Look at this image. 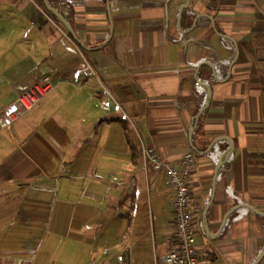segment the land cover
I'll use <instances>...</instances> for the list:
<instances>
[{"label":"crops","instance_id":"obj_1","mask_svg":"<svg viewBox=\"0 0 264 264\" xmlns=\"http://www.w3.org/2000/svg\"><path fill=\"white\" fill-rule=\"evenodd\" d=\"M46 1L83 47L43 1L0 0V85L59 87L0 126V264H158L173 193L149 148L192 153L201 264H264V0H189L180 19L188 0Z\"/></svg>","mask_w":264,"mask_h":264},{"label":"built area","instance_id":"obj_2","mask_svg":"<svg viewBox=\"0 0 264 264\" xmlns=\"http://www.w3.org/2000/svg\"><path fill=\"white\" fill-rule=\"evenodd\" d=\"M54 85L48 81L31 83L22 93L3 109L0 116V126L8 128L17 119L34 109L49 95ZM143 155L146 166L154 171L162 172L165 176L163 183L172 191L173 198L170 208L173 216L174 238L168 252L161 256L158 264H201L207 260L208 255L199 252L195 245L193 215L201 211V205L191 201L189 189V176L193 164L191 152L183 155L178 166L165 161L157 154L155 149H145ZM106 254V252H103ZM122 258L117 257L121 264Z\"/></svg>","mask_w":264,"mask_h":264},{"label":"water","instance_id":"obj_3","mask_svg":"<svg viewBox=\"0 0 264 264\" xmlns=\"http://www.w3.org/2000/svg\"><path fill=\"white\" fill-rule=\"evenodd\" d=\"M43 1V5L45 6V8L48 10V11H51V12H53V14L55 15V18H57L60 22H61V24L65 27V29L68 31V33H69V35L73 38V40L75 41V43H77V44H79L81 47H83V45H82V43H80V41L77 39V37H76V35H75V33H74V31L72 30V28H71V26L63 19V18H61V16L59 15V14H57V13H55L51 8H50V6L49 5H47L48 3H47V1L46 0H42ZM188 2H189V0L187 1V3L180 9V11L178 12L179 13V19H180V17H181V15H182V10L184 9V8H186L187 6H188ZM209 87L208 86H206V90H207V97L209 98L210 97V93H209ZM206 104H205V106L199 111V113L196 115V121L199 119V117H200V115H201V113L208 107V104L209 103H207V102H205ZM195 125H196V123H195ZM191 136H192V133H190V135H189V137H190V139H191ZM219 140H221V138H218V139H216V140H214V141H211V143H210V145L207 147V149H206V151L205 152H203L202 154L204 155V154H208L210 151H211V149L213 148V146H214V144L215 143H217V142H219ZM225 140H227V142L229 143V145H230V150H232V143H231V141H229L227 138L225 139ZM228 157V156H227ZM227 157L225 158V160L227 159ZM219 166H221V162H219V164H218V166L216 167L217 169H216V172H217V170L219 169L218 167ZM248 208H250V207H248ZM256 212V211H255ZM259 213H257V215H258ZM227 217V215L224 217V219H223V222H222V224H221V227H220V230L219 231H221V229L223 228V226H224V222H225V218ZM217 234H218V232H217ZM262 257H259L258 258V260H257V262L261 259Z\"/></svg>","mask_w":264,"mask_h":264},{"label":"rangeland","instance_id":"obj_4","mask_svg":"<svg viewBox=\"0 0 264 264\" xmlns=\"http://www.w3.org/2000/svg\"><path fill=\"white\" fill-rule=\"evenodd\" d=\"M8 87L9 86H5V85L3 86L2 84L0 85V114L2 112V109L4 107H6L7 104H9L10 102H12L14 100V98H15L14 96L17 97L18 96L17 93H19V92L22 91L18 87H10V88H8ZM58 89H59V87L56 88L51 93V95H49L46 99L44 98V100L42 101V103L39 106H37L36 108L32 109V111L30 113H34L35 111H37V109H40L43 105L45 106V104L47 103V101H49V99L52 97V95H54L57 92ZM25 119H26V116L23 118V120H25ZM23 120H21L20 122H22ZM5 134L7 135L6 132H3V133L0 134V136H4Z\"/></svg>","mask_w":264,"mask_h":264},{"label":"trees","instance_id":"obj_5","mask_svg":"<svg viewBox=\"0 0 264 264\" xmlns=\"http://www.w3.org/2000/svg\"><path fill=\"white\" fill-rule=\"evenodd\" d=\"M40 3H41V5L43 4L42 3V0H38ZM43 6V5H42ZM45 12L50 16V18H52L56 23H58L59 25H61V27L63 26L61 23H60V21L57 19V18H55V15L52 13V12H50V11H47L46 9H45ZM63 28H64V26H63ZM68 36H69V38H71L72 39V37L69 35V33H68ZM200 111V110H199ZM123 126H125V123H123ZM128 130H127V127L125 128V133H126V137H127V142H128V145H129V147H130V151H131V159H132V162L134 163V161H135V158L134 157H136V148H135V146L134 145H132L133 143L131 142V140H130V137H129V135H128V132H127Z\"/></svg>","mask_w":264,"mask_h":264}]
</instances>
